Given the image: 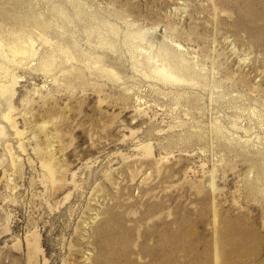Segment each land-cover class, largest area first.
Masks as SVG:
<instances>
[{"label":"rangeland","instance_id":"374dc122","mask_svg":"<svg viewBox=\"0 0 264 264\" xmlns=\"http://www.w3.org/2000/svg\"><path fill=\"white\" fill-rule=\"evenodd\" d=\"M138 30L208 84L141 77ZM16 35L36 52L0 96V264H264V0H0Z\"/></svg>","mask_w":264,"mask_h":264},{"label":"bare ground","instance_id":"6f19581e","mask_svg":"<svg viewBox=\"0 0 264 264\" xmlns=\"http://www.w3.org/2000/svg\"><path fill=\"white\" fill-rule=\"evenodd\" d=\"M129 28H131V26ZM139 30L130 31V32L126 31V35L124 38L125 40L130 41L129 46H131V48L128 49L129 52L130 51L136 52L135 55H131L134 59V63L132 64V66L134 67L135 72L138 71L140 73L138 74L141 75V77L151 78V80L153 79L155 81L163 82L169 85L190 84V85L203 86L205 84H208L205 75H201L199 72L195 70V67L197 66L195 62L187 61L183 52L178 48L172 50L173 46H175L176 48L179 47L178 46L179 44L173 43V45L170 47L167 43L161 42L159 46H156L153 43L151 37L149 38L148 35L146 34L145 31L147 29L145 31H139ZM110 31L111 33L116 35L117 29L116 27L111 25ZM33 42L34 41H32L29 38L24 40H19V37L17 35L14 36L13 39L10 41L0 40V96L1 97L5 93H10L16 82L15 75L12 73L10 74V70L8 69L9 66L8 64L9 63L20 64L21 59L23 58L26 59L29 58L30 56L32 57L33 54H35L36 52V50L33 47ZM109 42L110 41H106L105 43H108V46L111 49L112 46L114 45H112L111 42L110 43ZM153 47H155V49H152ZM55 50H57L58 53L64 54L65 63H67L70 60L72 61L75 58L74 55L71 54L70 51H68L66 48L64 49L62 47H56ZM58 55H59L58 56L59 59L60 54ZM80 62L84 63L85 68L91 67L92 64V67L95 68L96 72L98 73L97 75L101 77L104 75L106 76V78L114 81L120 79V75H118V73L115 72L112 67L108 65H104V62L102 60H99V58L98 60H92L90 65H88L89 62L88 64H86V60H81ZM52 63L53 61L49 62L47 58L45 63H41L40 69L48 68V66L50 65L53 66ZM136 64H139V66ZM138 67H141V70L138 69ZM3 116L4 118H8L7 114H3Z\"/></svg>","mask_w":264,"mask_h":264}]
</instances>
